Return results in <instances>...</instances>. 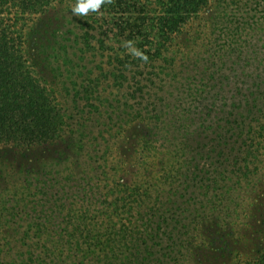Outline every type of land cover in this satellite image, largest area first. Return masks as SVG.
I'll return each instance as SVG.
<instances>
[{
    "label": "trees",
    "instance_id": "16d2710c",
    "mask_svg": "<svg viewBox=\"0 0 264 264\" xmlns=\"http://www.w3.org/2000/svg\"><path fill=\"white\" fill-rule=\"evenodd\" d=\"M74 3L0 0V264H264V0Z\"/></svg>",
    "mask_w": 264,
    "mask_h": 264
},
{
    "label": "rangeland",
    "instance_id": "374dc122",
    "mask_svg": "<svg viewBox=\"0 0 264 264\" xmlns=\"http://www.w3.org/2000/svg\"><path fill=\"white\" fill-rule=\"evenodd\" d=\"M53 16L55 15L51 14L49 17L53 18ZM41 20L35 26L36 33L37 31H40L42 28H44V24H46L48 21L46 20V18H44L42 21ZM33 45L34 44H32V47ZM41 155H42L41 151L17 152L8 147H0V161L3 163V165H5V167L0 166V170L7 169L9 171L10 165H13L16 168L27 166L28 163L32 162L33 158H36L37 156L40 157ZM0 176L2 175L0 174Z\"/></svg>",
    "mask_w": 264,
    "mask_h": 264
},
{
    "label": "clouds",
    "instance_id": "9594fccd",
    "mask_svg": "<svg viewBox=\"0 0 264 264\" xmlns=\"http://www.w3.org/2000/svg\"><path fill=\"white\" fill-rule=\"evenodd\" d=\"M111 2L112 0H75V3L71 8V13L78 17L87 16L90 12L99 13L102 5ZM123 46L133 57L139 58L144 62L148 61V56L140 49L134 47L132 41H125Z\"/></svg>",
    "mask_w": 264,
    "mask_h": 264
}]
</instances>
